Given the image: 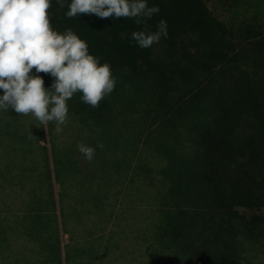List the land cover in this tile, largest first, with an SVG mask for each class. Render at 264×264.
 Returning <instances> with one entry per match:
<instances>
[{
	"label": "trees",
	"instance_id": "obj_1",
	"mask_svg": "<svg viewBox=\"0 0 264 264\" xmlns=\"http://www.w3.org/2000/svg\"><path fill=\"white\" fill-rule=\"evenodd\" d=\"M69 3L65 0L61 7L51 0L47 10L51 27L60 32L71 28L84 39L91 54L111 65L117 83L98 107L75 93L67 101L68 116L80 124L98 121L115 103L120 106L117 114L124 115L126 108L128 117L138 123V135L145 139L156 132L161 137L178 131L182 135L180 128L190 124L187 132L196 153L189 148L193 170L187 182L173 177L166 182L171 183L168 189L156 190L151 229L157 249L175 255L171 264H264V259L254 262L251 256L257 250L264 254L263 18L233 16L230 21L216 15L206 0H148L160 11L147 25H137L127 17H67ZM229 6L240 9L243 3L235 0ZM161 19L167 22V38L149 48L138 47L131 33L155 31ZM38 74L45 87L52 83L49 74ZM125 90L136 96L124 100ZM13 111L6 109L1 116ZM19 116L26 122L22 145L32 149L33 143L42 152L40 164L49 180L39 183L33 203L0 204L4 230L23 231L16 244L30 250L19 264H111L112 247L97 240L106 236L112 216L93 217L87 232L77 228L52 180L46 142L50 125L45 131L31 114ZM105 246L110 251L107 258ZM3 254H8L7 249L0 251V258ZM3 258L7 261L6 255Z\"/></svg>",
	"mask_w": 264,
	"mask_h": 264
},
{
	"label": "rangeland",
	"instance_id": "obj_2",
	"mask_svg": "<svg viewBox=\"0 0 264 264\" xmlns=\"http://www.w3.org/2000/svg\"><path fill=\"white\" fill-rule=\"evenodd\" d=\"M234 1L206 0L216 15L227 20L231 21L233 16L264 20V0H241L242 8H229ZM135 96L125 90L123 99ZM119 107L114 103L109 113L98 121L82 124L68 116V126L62 125L59 133L51 131L50 124L51 136L46 135V142L52 180L57 184L61 204L70 213L71 220L76 221L78 229L87 232L92 227L89 223L93 217L112 216L106 236L97 240L112 247L111 264H157L155 255L160 258V264H171L170 259L174 260L175 255L170 256L167 249L164 253L157 249L151 220L156 216L157 188L168 189L171 183L166 182L173 177L186 183L193 170L189 148L192 152L196 145L187 132L190 124L185 122L184 128H180L182 135L178 131L161 137L156 132L145 139L138 135V123L128 117L126 108L124 115L117 114ZM3 111L0 109V204L16 202L23 206L35 201L39 183H49L47 171L40 164L44 156L33 143L30 144L32 149L22 145V138L26 137L22 130L25 120L15 111L3 118ZM73 122L77 125L73 126ZM79 142L94 147L99 142L103 147L96 148L94 159L89 162L78 151ZM183 190L188 191L185 186ZM98 227L101 230L104 225ZM22 232H6L0 222V251H8L1 256L0 264H19L21 258L28 257L30 250L26 245L16 244L22 239ZM67 239L65 236V244ZM107 246L102 247L106 258L110 256ZM84 249L81 246L78 250L82 261ZM251 256L254 262L264 259L259 250Z\"/></svg>",
	"mask_w": 264,
	"mask_h": 264
},
{
	"label": "clouds",
	"instance_id": "obj_3",
	"mask_svg": "<svg viewBox=\"0 0 264 264\" xmlns=\"http://www.w3.org/2000/svg\"><path fill=\"white\" fill-rule=\"evenodd\" d=\"M63 7L65 0H56ZM51 0H0V109L31 114L45 131L59 133L68 120L67 101L75 93L80 99L98 107L117 83L108 62L89 52L87 42L71 28L63 32L50 25L47 10ZM158 5L148 0H70L67 17L95 14L98 18H134L137 25L158 13ZM167 22L161 19L155 31L134 30L132 39L140 48H149L167 38ZM35 67V72L32 69ZM47 73L53 79L44 86ZM87 135V132H85ZM79 142L78 151L91 162L96 148Z\"/></svg>",
	"mask_w": 264,
	"mask_h": 264
}]
</instances>
